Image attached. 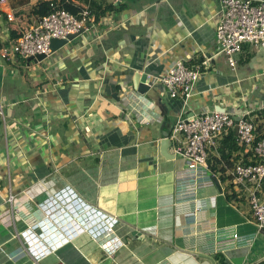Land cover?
I'll list each match as a JSON object with an SVG mask.
<instances>
[{"label": "crops", "instance_id": "0c3cea01", "mask_svg": "<svg viewBox=\"0 0 264 264\" xmlns=\"http://www.w3.org/2000/svg\"><path fill=\"white\" fill-rule=\"evenodd\" d=\"M43 1L51 0H30L18 17L8 0L14 21L0 13V264H264L248 192L210 167L191 181L185 144L170 139L179 118L257 112L264 48L246 44L231 68L216 43L219 0H79L95 19L84 34L41 63L4 58ZM178 60L203 66L187 101L151 79ZM136 74L148 95L134 90ZM242 159L231 152L234 167ZM69 189L87 214L120 220L115 236L55 220L64 238L39 236L47 202ZM29 231L48 255L31 254Z\"/></svg>", "mask_w": 264, "mask_h": 264}, {"label": "built area", "instance_id": "2783aa9c", "mask_svg": "<svg viewBox=\"0 0 264 264\" xmlns=\"http://www.w3.org/2000/svg\"><path fill=\"white\" fill-rule=\"evenodd\" d=\"M78 1L58 0L57 4L53 3V11L23 32L18 39L13 40L10 51H5L3 57L14 61L20 59L28 63L30 59H37L41 54H45L48 58L52 55V39H66L81 30L87 31L90 24L95 23L89 9L82 8L78 15H74L64 8L65 4L76 6ZM219 2L221 18L216 30V43L231 68L235 69V56L246 44L264 48V0H219ZM0 12L7 15L9 21H14L8 0H0ZM201 67L203 66L189 68L184 61L178 60L164 75L153 76L151 79L153 83L161 84L171 98L182 97L187 101L193 96L195 85L201 76ZM257 112H264V104ZM255 113L246 111L238 115L207 111L188 118H179L170 139L185 144V149L179 150V153L185 160L186 169L193 174L191 181L196 182L198 175L209 169L210 153L214 151L218 153L224 135L234 131L232 139L239 148H242L243 159L227 172L236 186L248 192L252 215L258 227L264 230V201L261 198L264 187V136L260 137L257 133ZM0 115H4L2 105H0ZM180 136L183 138L181 139ZM73 198L77 196L69 189L58 192L51 201L47 202L44 207L46 223L43 221L39 228L41 229L39 236L42 239L46 240L50 237L53 240L55 235L60 234L59 226L50 225L51 220H55L59 225L64 224V227L68 224L78 226L96 237L102 233L115 236L114 228L120 221L117 217L105 213L102 214L101 220L97 214L93 216L87 214L89 212L84 210V203L77 204V199ZM81 218L88 219L82 221ZM91 223H95V226L91 227ZM49 227L51 233L47 237V232L42 229ZM39 236L30 231L23 235L35 258L50 253V248L36 246L40 242ZM61 238H64L63 233L60 234Z\"/></svg>", "mask_w": 264, "mask_h": 264}, {"label": "trees", "instance_id": "16d2710c", "mask_svg": "<svg viewBox=\"0 0 264 264\" xmlns=\"http://www.w3.org/2000/svg\"><path fill=\"white\" fill-rule=\"evenodd\" d=\"M64 2V0H61ZM30 0H10L11 6L16 10V15L18 17L22 16L25 12L21 10V8L28 4ZM57 4V0H51V1H43L37 4L32 8V10L28 13V20L29 23L33 24V21L30 19L34 18L35 23L39 22L43 17L48 16L52 11V4ZM64 8L74 14L78 15L81 11V8L75 6L74 4H65ZM1 13V12H0ZM7 18V16H5ZM23 34V33H22ZM22 34L16 35L15 33L12 34L11 38L16 40L18 39ZM257 118L255 119V125H257V133L260 135V137L264 136V112H257L255 114ZM234 135V131H229L228 134L224 135L225 139L222 142V145L218 149V153L220 154V159L217 158V156H211L209 155L208 157V164L209 167L218 170L221 173H226L227 169L232 170L234 166L232 165L233 162L231 161V152L237 151V150H242V148L238 147L237 144L233 141L232 136ZM223 137V138H224ZM226 144L229 147V152L226 151ZM228 164V168H219V166L223 163ZM226 180H232L231 176H228Z\"/></svg>", "mask_w": 264, "mask_h": 264}, {"label": "water", "instance_id": "95a60500", "mask_svg": "<svg viewBox=\"0 0 264 264\" xmlns=\"http://www.w3.org/2000/svg\"><path fill=\"white\" fill-rule=\"evenodd\" d=\"M87 26L89 27V25H87ZM84 33H85V30H81L77 34L69 35L66 39H52V41H51V54H55L58 51L62 50L64 47H66L68 44H70V42H72L76 38L80 37ZM46 59H47V56L45 54H41L37 57V59H30L29 63L32 61L34 63H41V62L45 61ZM146 79L147 78H145L144 76H140L139 74H136L133 78L134 90L140 94H143V95L147 94L148 95L151 87H150V85H148V82H147L148 79H147V81H146ZM235 131L237 132V128ZM169 143H170V139H168V138H166L165 140H163L161 142V153L164 156H167ZM214 182H215L217 188L221 191L220 185H219L216 178H214ZM262 233L264 234V230H262Z\"/></svg>", "mask_w": 264, "mask_h": 264}, {"label": "rangeland", "instance_id": "374dc122", "mask_svg": "<svg viewBox=\"0 0 264 264\" xmlns=\"http://www.w3.org/2000/svg\"><path fill=\"white\" fill-rule=\"evenodd\" d=\"M209 151H210V149H209Z\"/></svg>", "mask_w": 264, "mask_h": 264}]
</instances>
